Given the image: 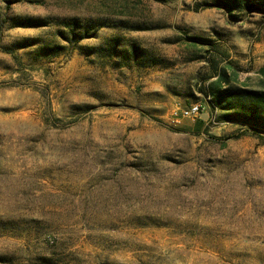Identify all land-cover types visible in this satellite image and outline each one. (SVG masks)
I'll return each mask as SVG.
<instances>
[{"label": "rangeland", "instance_id": "1", "mask_svg": "<svg viewBox=\"0 0 264 264\" xmlns=\"http://www.w3.org/2000/svg\"><path fill=\"white\" fill-rule=\"evenodd\" d=\"M11 1L0 0V264H264V139H223L262 130L218 121L204 92L211 64L229 62L236 85L264 89V12ZM24 18L46 23L14 26ZM62 19L91 22V36L64 40ZM194 104L197 118L175 115Z\"/></svg>", "mask_w": 264, "mask_h": 264}, {"label": "trees", "instance_id": "2", "mask_svg": "<svg viewBox=\"0 0 264 264\" xmlns=\"http://www.w3.org/2000/svg\"><path fill=\"white\" fill-rule=\"evenodd\" d=\"M7 1L9 4L12 3L11 0ZM215 5L227 8L231 15L234 11L251 12L257 10L264 12V0H215ZM45 23L44 20L37 18H24L16 19L14 26H42ZM59 24L64 28L59 32V36L66 41L78 42L84 37L91 36L89 32L92 28L91 22L80 19H62ZM1 25L0 22V27ZM137 52V46H135L134 53L137 55ZM211 65L214 71L212 77H217V79L210 82L204 92L206 96L210 97L212 114L220 110L222 112L218 116V121L246 122L262 130V132H258L253 129H245L224 136L223 139L227 141L240 139L243 136H257L264 139V89H252L236 85L239 70L236 71L237 67L232 62H229V66L226 67ZM261 72L264 73V68ZM200 123H202V126L205 125L203 122Z\"/></svg>", "mask_w": 264, "mask_h": 264}, {"label": "built area", "instance_id": "3", "mask_svg": "<svg viewBox=\"0 0 264 264\" xmlns=\"http://www.w3.org/2000/svg\"><path fill=\"white\" fill-rule=\"evenodd\" d=\"M203 110L204 108L202 104H194L188 108L182 109L179 113L176 112L175 115L177 117L193 119V118H197Z\"/></svg>", "mask_w": 264, "mask_h": 264}]
</instances>
